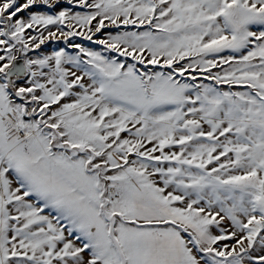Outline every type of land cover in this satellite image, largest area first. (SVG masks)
Listing matches in <instances>:
<instances>
[{
	"label": "snow or ice",
	"instance_id": "1",
	"mask_svg": "<svg viewBox=\"0 0 264 264\" xmlns=\"http://www.w3.org/2000/svg\"><path fill=\"white\" fill-rule=\"evenodd\" d=\"M0 264H264V0H0Z\"/></svg>",
	"mask_w": 264,
	"mask_h": 264
}]
</instances>
